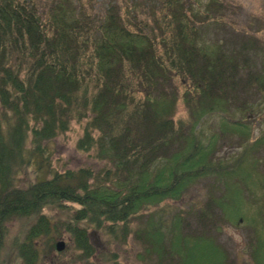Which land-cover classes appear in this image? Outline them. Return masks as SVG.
Returning <instances> with one entry per match:
<instances>
[{
	"label": "trees",
	"instance_id": "trees-1",
	"mask_svg": "<svg viewBox=\"0 0 264 264\" xmlns=\"http://www.w3.org/2000/svg\"><path fill=\"white\" fill-rule=\"evenodd\" d=\"M116 1L0 0V264H44L63 234L80 264H122L93 237L130 231L142 258L153 255L146 264H243L220 240L229 225L264 264V130L254 137L251 117L264 103V43L250 38L235 55L215 45L204 26L223 0H154L149 11ZM250 63L260 64L245 75ZM181 101L188 119L176 118ZM74 120L76 147L104 167L61 173L51 148L38 153ZM236 134L243 150L216 156ZM199 180L208 191L195 207L172 208ZM155 205L158 225L143 211Z\"/></svg>",
	"mask_w": 264,
	"mask_h": 264
},
{
	"label": "rangeland",
	"instance_id": "rangeland-1",
	"mask_svg": "<svg viewBox=\"0 0 264 264\" xmlns=\"http://www.w3.org/2000/svg\"><path fill=\"white\" fill-rule=\"evenodd\" d=\"M49 1L50 0H40V3L47 6L50 4ZM92 1H94V3L98 6L106 5L108 7L113 0ZM116 2H120V0ZM228 2L232 3L233 6L231 8L229 7ZM143 4L146 6V10L149 11V9L152 10L149 6L155 4V2L154 0H145ZM223 4L225 8L224 12H216L208 15V18L211 21L207 22L204 26L205 31L208 32V36L213 39L216 46L217 44H220L223 47L221 49L225 53L235 55L244 47L243 43L250 38H254L255 40L258 39V43H264V0H223ZM154 11L152 13H154ZM151 15L152 14H148L147 17L152 19V17H150ZM249 52L252 53V51ZM246 53H248V51L245 50L238 60L243 61ZM256 95L261 98L264 96V94H260L259 91H257ZM243 98H249L246 92L243 93ZM190 111L189 106L185 102L181 101L176 111V118L188 119ZM251 117L254 120V131H252L253 136L257 137L258 134L264 130V103L257 108V112L253 113ZM9 118L14 119L13 116ZM204 121L205 122L202 123L205 125H202L203 132H201V134H212L213 129L210 128V126L215 124L216 115L212 118L207 116L204 118ZM199 127H201V124ZM81 134L82 125L80 121L74 120L72 122V127H70L66 133L56 136L53 141L49 143L48 148L42 149L38 153H45L51 148L53 150V155L51 157L53 167L61 173L67 169H78L91 166L93 169L98 170L104 167L106 162L101 157H96V155L92 152L81 150L76 147L77 140ZM205 140L206 136L204 137V141ZM245 140L246 139L240 134H236L232 138H227L221 150L219 149L215 155L217 156L224 152L229 154H238L243 150V143ZM260 152L264 157V148L260 149ZM34 157L36 158L37 156L35 155ZM36 168L37 166H34L30 175L27 174L26 177L23 178L26 182H28V178H33L31 175L34 174ZM203 183H205V181H203ZM207 191L208 188L200 183V180L193 182L182 195V198L178 200V202L170 200V205L172 208H177L181 205L184 206L185 204L187 207H195V200L200 199L199 197L204 196ZM192 201L194 202L193 204H191ZM156 210H158L156 205L153 207L149 206V208L143 210L144 213H146L147 219H154H150L154 225H158L160 223L159 215H155L154 217L150 216V214ZM170 214V212H164L162 215L165 219H169ZM144 220L146 219L144 218ZM18 225V222L10 224L12 234H15L18 231ZM130 225L135 227L137 223L132 220ZM245 232L244 228L229 225L227 226L226 232L220 234V240L226 243V246L230 251L231 256L229 255V257L232 262L235 261L234 255L237 254L240 263L253 264L254 261L251 256L252 251L249 245V238L247 239ZM139 233L143 234L144 230H141ZM63 237L69 239L66 234H63ZM67 239H65L67 247L64 254H60L56 251L49 258H45L44 264H80L75 249ZM93 240L98 243L99 248H103L106 254H111L116 261L121 262L122 264H146L149 261L154 260L153 255L149 259L145 256V259L142 258L143 256H141V253H144L145 251V243L138 240L133 231L128 232L124 239L121 238V234L119 232L118 236L114 240H111L103 233H96ZM92 260L95 264H107L104 262H109L106 256L102 258V260H99L97 256H95Z\"/></svg>",
	"mask_w": 264,
	"mask_h": 264
},
{
	"label": "water",
	"instance_id": "water-1",
	"mask_svg": "<svg viewBox=\"0 0 264 264\" xmlns=\"http://www.w3.org/2000/svg\"><path fill=\"white\" fill-rule=\"evenodd\" d=\"M63 245H64L63 242H60V243L58 244V249H59V250H62V249H63V247H62Z\"/></svg>",
	"mask_w": 264,
	"mask_h": 264
}]
</instances>
